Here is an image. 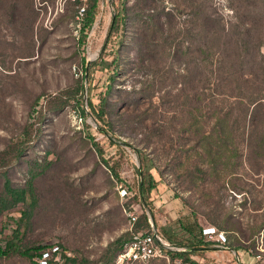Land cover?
<instances>
[{
	"label": "rangeland",
	"instance_id": "1",
	"mask_svg": "<svg viewBox=\"0 0 264 264\" xmlns=\"http://www.w3.org/2000/svg\"><path fill=\"white\" fill-rule=\"evenodd\" d=\"M94 5L0 0V195L7 180L32 181L37 198L0 208V246L20 227L23 249L120 264L133 235L153 227L173 247L165 233L189 215L213 244L193 260L264 264V78L251 88L238 77L259 73L251 60L258 44L264 54L262 0ZM123 7L125 23L113 26ZM250 27L249 43L240 33ZM149 173L157 187L145 208ZM166 251L149 264L182 259ZM0 264L33 262L12 254Z\"/></svg>",
	"mask_w": 264,
	"mask_h": 264
},
{
	"label": "trees",
	"instance_id": "2",
	"mask_svg": "<svg viewBox=\"0 0 264 264\" xmlns=\"http://www.w3.org/2000/svg\"><path fill=\"white\" fill-rule=\"evenodd\" d=\"M96 1L95 0V5L93 9L95 10L96 7ZM262 3L264 4V0H262ZM126 8L123 7L121 12L117 14L114 19H113V26H116L117 24L124 22L126 20ZM93 13V14H92ZM94 16V12H91L90 14V20L89 23L92 22ZM251 32L252 29L247 28L244 31H242L240 34L245 36L247 39L246 41L249 40V43L251 40L249 39L251 37ZM260 32L264 33V26L260 28ZM249 46V44L245 45ZM258 49L257 51V56L254 58V60H251L252 66H257V70L259 73H252V77H245V76H238L239 77V84H244L243 87H251L254 88L253 86H250V83L253 82L254 84L256 82H260L264 78V54L261 52V45H257ZM245 48V50H247ZM93 65V64H92ZM91 65V67H92ZM86 73H88V69H86ZM257 100H254L253 98L250 99V104L253 105ZM256 107V106H255ZM228 115H223L220 119L219 122L221 123V126L223 128V131L226 129V122H227ZM225 133V132H224ZM264 141V137L262 138ZM98 148V147H97ZM99 153L102 155V150L98 148ZM149 170V167H148ZM142 173V171H139ZM157 187V182L155 181L154 177L152 174H148L147 176H143L141 178V186H140V195L143 199L142 204L143 207L148 208L149 203L148 199L150 196V193ZM30 202V206H34L37 202L35 190L32 181H30L25 188H15L13 185L10 183L9 180L6 181L5 186H4V193L0 195V208L1 212L10 210L15 208L19 203H27ZM150 209V208H149ZM30 212H24L22 216V221L30 218ZM184 218L178 219L177 221V226L173 228V232L168 233L166 232V237L167 240L173 245V247L176 248H182L183 251H175L174 254L179 256V258H182L185 261H192L195 262L191 257L193 254L197 253L199 250L204 249L205 246L208 245H213L212 243H208L204 240V236L202 234V228L199 226L196 222L195 224L191 222L190 216H183ZM188 222H185V221ZM21 234L20 227L17 228L14 231L13 237L10 239L8 242V245L3 249V247L0 246V257H8L12 254L14 255H20L22 257H26L30 259L33 264H40L38 260L36 259H41L44 250L46 249V246H38V247H32V248H26L23 249L22 246L20 245V240H21ZM181 235L180 239L178 236ZM123 249L121 250V252ZM120 252V253H121ZM119 253V254H120ZM175 255L173 257H175ZM50 264H76V260L70 258L67 254H62L60 260L54 261L51 260Z\"/></svg>",
	"mask_w": 264,
	"mask_h": 264
},
{
	"label": "built area",
	"instance_id": "3",
	"mask_svg": "<svg viewBox=\"0 0 264 264\" xmlns=\"http://www.w3.org/2000/svg\"><path fill=\"white\" fill-rule=\"evenodd\" d=\"M85 12V7H80V14ZM128 195L126 189L121 190V196L125 197ZM131 220L135 223L137 217L134 214H129ZM153 227V226H152ZM211 230V231H210ZM213 230V231H212ZM204 235H216V242L220 245H224L227 242V238L223 232L218 233L214 228H205ZM166 250L183 251L182 248L172 247L164 238V236L153 229L149 233L138 232L133 235L132 240L125 244L124 250L119 254L118 261L120 264H149L156 258H168ZM61 254V248L59 246L54 247L50 252H45L40 259V264H48L50 258L58 261V255ZM61 256V255H60ZM175 264H201L194 263L192 261H185L179 259L175 261Z\"/></svg>",
	"mask_w": 264,
	"mask_h": 264
},
{
	"label": "crops",
	"instance_id": "4",
	"mask_svg": "<svg viewBox=\"0 0 264 264\" xmlns=\"http://www.w3.org/2000/svg\"><path fill=\"white\" fill-rule=\"evenodd\" d=\"M167 208H168V211H172V210H173L174 212H173V213L171 212V213H172V215H173V214L175 215V210H174V209H175V206H174V204H173V203H171V204H168V207H167ZM185 213H186L185 211H182V212L180 213V215H185ZM191 258L193 259V258H194V256L192 255V257H191ZM194 261H195V262H197V263H199V262H198V261H196V260H194Z\"/></svg>",
	"mask_w": 264,
	"mask_h": 264
}]
</instances>
